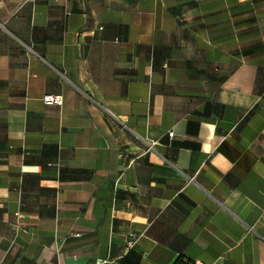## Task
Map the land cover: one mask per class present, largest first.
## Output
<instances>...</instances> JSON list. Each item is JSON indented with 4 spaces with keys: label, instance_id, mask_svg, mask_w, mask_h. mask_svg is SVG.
Segmentation results:
<instances>
[{
    "label": "crops",
    "instance_id": "crops-1",
    "mask_svg": "<svg viewBox=\"0 0 264 264\" xmlns=\"http://www.w3.org/2000/svg\"><path fill=\"white\" fill-rule=\"evenodd\" d=\"M98 260L264 264V0H0V264Z\"/></svg>",
    "mask_w": 264,
    "mask_h": 264
},
{
    "label": "built area",
    "instance_id": "built-area-1",
    "mask_svg": "<svg viewBox=\"0 0 264 264\" xmlns=\"http://www.w3.org/2000/svg\"><path fill=\"white\" fill-rule=\"evenodd\" d=\"M42 101L45 105L47 106H61L63 104V97L61 95H55V94H46L42 97ZM173 134L170 133V136H172ZM78 236V235H76ZM186 262V261H185ZM96 264H105V261H96ZM182 264H206L203 263L201 261H193L190 263H182Z\"/></svg>",
    "mask_w": 264,
    "mask_h": 264
},
{
    "label": "trees",
    "instance_id": "trees-1",
    "mask_svg": "<svg viewBox=\"0 0 264 264\" xmlns=\"http://www.w3.org/2000/svg\"><path fill=\"white\" fill-rule=\"evenodd\" d=\"M187 263H190V261H186ZM185 262V260H179V261H177V263L176 264H182V263H186Z\"/></svg>",
    "mask_w": 264,
    "mask_h": 264
}]
</instances>
